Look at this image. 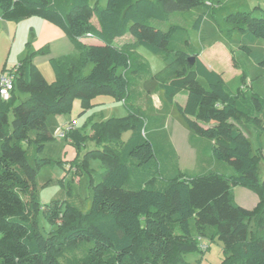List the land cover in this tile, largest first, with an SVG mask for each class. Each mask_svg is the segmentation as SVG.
I'll return each mask as SVG.
<instances>
[{
    "label": "trees",
    "instance_id": "16d2710c",
    "mask_svg": "<svg viewBox=\"0 0 264 264\" xmlns=\"http://www.w3.org/2000/svg\"><path fill=\"white\" fill-rule=\"evenodd\" d=\"M210 4L0 0V19L39 16L79 49V55L49 58L51 82L27 54L14 67L10 98H0V264H183L182 254L204 252L201 240L214 239L225 252L220 264H264V181L257 168L264 157V98L259 91L228 88L219 72L189 51L180 25L161 28L148 22L197 8L192 24L197 32ZM229 18L232 38L245 55L264 40V12L254 16L253 10H239ZM125 34L131 40L117 46L114 39ZM85 36L100 42L78 40ZM136 46L165 58L166 67L150 72L146 60L129 51ZM256 63L264 71V55ZM252 72V79L259 77ZM129 74L138 77L145 96L143 118L133 111ZM16 91L26 96L17 100ZM98 94L122 100L127 114L90 126V137L100 146L93 154L102 172L94 179L83 165L90 176L85 209L59 198L41 206L36 177L51 162L56 117L70 113L75 99L89 107ZM177 94L185 95L183 103ZM168 116L187 129L188 143L198 153H209V160L226 162L231 170L190 174L180 168L166 129ZM251 128L256 130L254 143L248 138ZM126 129L130 134L121 141ZM64 139L79 148L84 136L74 128ZM234 186L255 191L256 204L247 208L235 202ZM39 209L51 226L45 234L38 226Z\"/></svg>",
    "mask_w": 264,
    "mask_h": 264
},
{
    "label": "rangeland",
    "instance_id": "374dc122",
    "mask_svg": "<svg viewBox=\"0 0 264 264\" xmlns=\"http://www.w3.org/2000/svg\"><path fill=\"white\" fill-rule=\"evenodd\" d=\"M211 8L207 9V14L203 20L200 30L195 32L192 28L193 21L200 9L191 8L185 11H175L170 13L166 20L150 19V24L161 28H166L170 23L180 25L188 37L187 47L190 52H197L201 60L211 69L219 72L225 84L233 91L245 90L259 91L264 98V71L257 68L256 60L264 55V40L253 47L247 55L239 50V44L232 38L231 21L229 15L234 11L253 10L254 16H259L264 12V0H209ZM90 6L98 4L103 6L106 0H89ZM95 22V18L92 19ZM229 29V30H228ZM63 31L52 23L39 16L32 15L20 19L19 21H5L0 19V74L8 73L27 54L31 53L32 61L37 63V67L48 82L53 80V72L49 63V58L61 59L63 55L53 53V45L58 42ZM130 36L129 34H125ZM131 40L128 38H117L115 44L122 46ZM47 50V52H44ZM132 53L139 56V61L148 64V70L152 73L160 72L166 67L165 58L153 54L142 46L131 47ZM74 54L79 55V49H74ZM55 55V56H54ZM34 63V62H33ZM141 74L145 75V67L141 68ZM259 73V77L252 79L251 73ZM130 79V92L132 94L133 111L138 118L145 115V96L141 92L138 77L128 75ZM17 100L23 99L26 94L15 92ZM154 101L160 105L156 94H153ZM184 95H177L176 100L183 102ZM127 109L122 100H116L111 95L98 94L90 101L89 107H84L78 99L74 100L72 111L57 118V122L62 124L65 121L76 119V128L84 136L83 142L77 148L74 144L65 139H56L50 148L48 157L50 164L44 166L36 177V191L39 204L42 206L52 199L59 198L73 200L75 204L84 210L86 198L89 195V174L94 179L99 178L102 172L99 158L93 154L94 150L100 146L90 137V126L94 122L106 120L110 117H124ZM11 119V114L9 115ZM166 129L169 132L171 142L178 154L180 168L185 169L190 174H201L208 170L223 172L231 167L226 162L209 160V153H198V149L188 143L187 129L171 116L166 119ZM255 129L248 131V138L254 143ZM130 134V129L124 130L120 135V140L125 141ZM263 140V137H261ZM31 152V150H28ZM202 154V155H201ZM86 170H84V166ZM258 177L264 181V157L257 163ZM240 186L239 189H246ZM240 201L249 204L250 197L245 190L236 192ZM85 199V200H84ZM246 202V203H245ZM38 226L45 234L50 227L43 219L41 209L38 210ZM225 256L223 246L220 241L214 239L209 241L208 248L204 252L193 251L182 254L183 264H220Z\"/></svg>",
    "mask_w": 264,
    "mask_h": 264
},
{
    "label": "crops",
    "instance_id": "0c3cea01",
    "mask_svg": "<svg viewBox=\"0 0 264 264\" xmlns=\"http://www.w3.org/2000/svg\"><path fill=\"white\" fill-rule=\"evenodd\" d=\"M93 23H96V22L93 21ZM125 37L128 38L130 36L124 35V36L117 37V38H125ZM117 38L114 39V43H115V40ZM78 40L80 42H82V43H85V44L100 42L96 38L91 37V36L81 37V38H78ZM52 48H53V53L54 52L56 53L55 55H67V54L73 53V51H74L73 43L71 42V40L65 34L59 36L58 42L56 44H54ZM33 62L37 66V63L35 61H33ZM177 95H179V94H177ZM181 95H184V94H181ZM151 96H152L153 103H154L155 107H159L160 105L155 103L153 95H151ZM176 96H175V99H176ZM184 97H185V95H184ZM184 100H185V98H184ZM184 100H183V102H184ZM183 102H180V103H183ZM61 116L62 115H59L56 118H60ZM225 170L229 171L230 169L227 168ZM239 188H240V186H234L233 187V198H234V201L237 202L241 206H244V207H247V208H252L256 204V202L258 200V195L256 194L255 191H253V190H251L249 188H246V187H245L246 189H239ZM239 190H245V192H247V194L250 197V201H249L250 203L249 204H244V203H242L240 201V199L238 198V196L236 194V192L239 191Z\"/></svg>",
    "mask_w": 264,
    "mask_h": 264
},
{
    "label": "built area",
    "instance_id": "2783aa9c",
    "mask_svg": "<svg viewBox=\"0 0 264 264\" xmlns=\"http://www.w3.org/2000/svg\"><path fill=\"white\" fill-rule=\"evenodd\" d=\"M14 76H15V68L10 70L8 73L0 74V98L3 100H8L11 95V90L14 86ZM77 121L76 119H72L69 121H65L62 124H59L53 131V136L55 139H64L66 133L70 130L76 128ZM199 247L201 250H206L208 248V243L205 240H201L199 243Z\"/></svg>",
    "mask_w": 264,
    "mask_h": 264
},
{
    "label": "water",
    "instance_id": "95a60500",
    "mask_svg": "<svg viewBox=\"0 0 264 264\" xmlns=\"http://www.w3.org/2000/svg\"><path fill=\"white\" fill-rule=\"evenodd\" d=\"M189 61H190V63H192L193 62V57H190Z\"/></svg>",
    "mask_w": 264,
    "mask_h": 264
}]
</instances>
